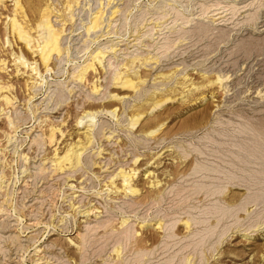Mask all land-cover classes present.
Segmentation results:
<instances>
[{"label":"rangeland","instance_id":"374dc122","mask_svg":"<svg viewBox=\"0 0 264 264\" xmlns=\"http://www.w3.org/2000/svg\"><path fill=\"white\" fill-rule=\"evenodd\" d=\"M20 1L33 27L46 6L55 8L56 23L68 30L67 42L62 41L68 51L53 60L48 86L31 92L13 53L30 61L39 57L7 31L12 3L0 7V62L7 65L5 70L0 65V81L14 84L9 95L16 97L9 107L0 99V264H36L43 256L45 264H264V184L253 156L264 155L257 148H264V0ZM68 1L74 3V22ZM97 13L105 17L102 29L87 31ZM110 46L120 53L109 52ZM103 47L110 54L105 67L98 64V73L89 72L87 81L75 80L74 70ZM115 68L143 82L120 90L113 81ZM92 81L100 84L99 93L90 90ZM29 92L38 93L31 103ZM112 94L124 95V101ZM116 107L119 122L98 114L99 126L114 130L112 140L97 136V150L72 179L65 172L54 176L50 156L77 139V119L86 110ZM137 115L142 119L130 127ZM51 124L67 131L64 138L58 134V145L47 141ZM99 147L103 152L97 155ZM120 167L137 170L132 182L139 194L111 186ZM147 170L155 172L152 180ZM120 179H114L118 187ZM249 196L261 199L256 203ZM89 207L97 212L88 215Z\"/></svg>","mask_w":264,"mask_h":264},{"label":"bare ground","instance_id":"6f19581e","mask_svg":"<svg viewBox=\"0 0 264 264\" xmlns=\"http://www.w3.org/2000/svg\"><path fill=\"white\" fill-rule=\"evenodd\" d=\"M8 1H10L12 4H10V5H12V7H13V9H12V14L11 15H6V18H7V23H6V29H7V31L9 32V33H12V35L14 34L15 36H17L16 38L17 39H19V41L20 42H22L24 45H25V47L31 52V53H33L34 54V56L35 57H39L38 59L36 58V59H32V61H30V60H28V58L27 57H24V55L23 54H20L19 56H17V54L14 52L13 53V55H14V57H15V64H17L16 66L18 67H16L17 68V71H18V73H20V74H22V75H24V76H26L27 77V79H26V84H27V86L26 87H28L29 86V89L31 88V92L34 90V89H36V91L39 89V88H43L45 85L46 86H48L46 83L48 82L47 81V74L49 73V74H51V72L53 71V66H52V62H53V60L55 59V58H59L60 57V59H61V57L64 55V53L66 52V50L67 49H65V46L62 44L63 42L62 41H64L63 39H67L68 37H67V35L65 34V27H63V26H65V22L66 21H64V23H62V24H64L63 26H61V25H59V24H57L56 22H57V20L56 19H54V17H59V16H57L56 14H54V11H55V8H51L50 7V5L49 6H46V8L43 10V12H42V15H41V19H40V21L37 23V25H36V27H33V26H31L32 24L31 23H29V21H28V19H27V14H26V12H25V9H24V6L21 4V1L20 0H0V7H1V9L3 8H6L7 7V5H6V3L8 2ZM53 1V0H52ZM79 0H74V3L76 2H78ZM173 1H175V0H173ZM41 2V1H40ZM54 2V1H53ZM53 2H51V3H53ZM69 2V1H68ZM71 2H72V0H71ZM46 3V2H45ZM70 3V2H69ZM74 3L73 4H68V8L67 9H69L68 11H69V16L71 15V18H72V9H73V5H74ZM175 3V2H174ZM47 4H49V3H47ZM54 4V3H53ZM67 4V2L65 3V5ZM102 4V3H101ZM176 5H177V3H175ZM64 5V6H65ZM77 5V4H76ZM80 5V4H79ZM78 5V6H79ZM53 6V5H52ZM78 6H76V7H78ZM174 6V5H173ZM60 7V6H59ZM63 7V6H62ZM172 7V6H171ZM43 8V7H42ZM108 8V7H107ZM175 8V7H174ZM174 8H172V10L174 9ZM235 8V7H234ZM65 9H66V7H65ZM119 9V8H118ZM156 9V8H155ZM58 10H60V12H61V9H58ZM114 10V9H113ZM66 11V10H65ZM68 11H67V13H68ZM71 11V12H70ZM117 11V10H116ZM175 11V10H174ZM4 12V11H3ZM62 12H64L63 10H62ZM61 12V13H62ZM98 12V11H97ZM118 12V11H117ZM57 13V12H56ZM65 14V13H64ZM213 14V13H212ZM0 15H2V13L0 12ZM18 15H21V17H22V19L20 18L19 19V17H18ZM58 15H59V13H58ZM61 15V14H60ZM211 15V14H210ZM207 16V15H206ZM62 17V16H61ZM66 17V16H65ZM103 17V16H102ZM105 17H103V18H101V14L100 13H97V14H95L94 15V17H93V19H92V21H91V25L87 28V31H97V29H99V28H101V19H104ZM73 21L72 22H74V16H73ZM205 19H207V18H205ZM209 19V18H208ZM63 20V19H62ZM105 20V19H104ZM61 21V20H60ZM213 21H215V20H213ZM63 22V21H62ZM104 22V21H103ZM208 22V21H207ZM247 22V21H246ZM69 23V22H68ZM216 23V22H215ZM31 24V25H30ZM105 24H106V22H105ZM66 25H67V23H66ZM204 25V24H203ZM207 26V25H206ZM205 25H204V27H206ZM33 27V28H32ZM208 27V26H207ZM210 27V26H209ZM208 27V29L210 30V28ZM68 28V27H67ZM103 28H104V25H103ZM212 28V27H211ZM102 29V28H101ZM100 29V30H101ZM185 30V29H184ZM68 31V30H67ZM66 31V32H67ZM102 31V30H101ZM33 32H34V34L35 33H37V35L36 36H34L33 35ZM100 32V31H99ZM186 32V31H185ZM71 33H73V32H71ZM91 33V32H90ZM89 34V33H88ZM14 35H13V37H14ZM65 35H66V37H65ZM105 36V35H104ZM141 38H142V36H141ZM258 38V37H257ZM65 39V41H64V44H65V42H67V40ZM258 39H260V38H258ZM69 40V39H68ZM248 40V39H247ZM244 41V40H243ZM260 41V40H259ZM6 42H7V44L8 45H12V41L9 39V36L6 38ZM5 42V43H6ZM248 42H250V41H248ZM238 44V43H237ZM264 44V43H263ZM68 46H69V43H68ZM116 46V45H115ZM115 46H113V47H111V48H109V52H112V51H114V52H116V49H115ZM254 47H255V45H253ZM243 47V46H242ZM104 48V47H103ZM118 48H119V46H118ZM250 48V47H249ZM105 49V48H104ZM104 49H97V50H95V51H93L92 53H91V56H90V58L87 60V61H85L83 64H81V65H79L75 70H74V72L72 73L73 75V78L75 79V80H79V81H81V82H84V81H87V75L89 74V72H97V69H98V64L100 65V67L102 66V67H105V65L103 64V62H104V60H105V58H106V55L108 54L107 52L108 51H106V49L104 50ZM123 49V48H122ZM253 49V48H252ZM248 50V49H247ZM255 50V49H254ZM68 51V50H67ZM259 51V50H258ZM70 52V51H69ZM118 52L119 51H117L116 53L118 54ZM122 52V51H121ZM115 53V54H116ZM120 53V52H119ZM125 53V52H124ZM247 53V52H246ZM108 55H110V54H108ZM133 56H134V54H133ZM113 57V56H112ZM135 57H137L136 55H135ZM139 58V57H138ZM156 60H157V58L156 57H154ZM134 59V58H133ZM140 59V58H139ZM145 59V58H144ZM58 60V59H57ZM135 60H137V59H135ZM141 60V59H140ZM151 60H152V58H149V59H147V61L148 62H150L151 63ZM156 60H154V61H156ZM159 60V59H158ZM110 61H111V58L109 59V61H108V63H109V65H110ZM130 61H131V59H130ZM134 61V60H133ZM138 61V60H137ZM137 61H135V62H137ZM147 61H145L146 63H148ZM153 61V62H154ZM160 61V60H159ZM158 61V62H159ZM141 62V61H140ZM140 62L137 64V65H139V67H140ZM152 62V63H153ZM157 62V61H156ZM2 63L3 64H5L6 62H4V60L2 61ZM2 63L0 62V65H1V67L3 66L2 65ZM129 63V62H128ZM124 64V65H128L127 67H129V64ZM132 63H134V62H132ZM132 63H130L131 65H134V64H132ZM142 63V62H141ZM154 64V63H153ZM122 65V64H121ZM144 65V64H143ZM145 65H147V64H145ZM150 65H152V64H150ZM158 65V64H157ZM6 67H7V65H5ZM5 66H3L2 67V69H4L5 70ZM113 66V65H112ZM142 66V65H141ZM149 66V65H148ZM152 66H154V65H152ZM101 67V68H102ZM107 67V66H106ZM115 67V66H114ZM121 67V66H120ZM138 67V68H139ZM146 67V66H145ZM109 68V67H108ZM107 68V69H108ZM132 68V66H130V69ZM137 68V67H136ZM151 68H153V67H151ZM21 69H25L23 72L21 71ZM55 69V68H54ZM104 69V68H103ZM116 70L114 71V73H113V81H114V83H115V85L117 86V88H119L120 90H126V89H128V88H137V86H138V84L139 83H142L143 81H141V80H139L140 82L138 83L137 81H136V79L134 78H132V77H130V74L128 73V71L127 70H125V71H122V70H120V68H115ZM123 69V68H122ZM139 70V69H138ZM8 71V70H7ZM108 71H110V70H108ZM131 71V70H130ZM54 72V71H53ZM98 73V72H97ZM100 73V72H99ZM134 73V72H133ZM133 73H131V74H133ZM137 73V72H136ZM160 73V72H159ZM201 73H204V72H201ZM96 74V73H95ZM161 74H163V73H161ZM178 74V73H177ZM16 75V74H15ZM19 75V74H18ZM98 75V74H97ZM108 75V74H107ZM134 75H136V74H133V76ZM139 75V74H138ZM186 75V74H185ZM207 75V74H206ZM23 76V77H24ZM137 76V75H136ZM162 77V76H161ZM164 77V76H163ZM181 77H182V75H181ZM184 77V76H183ZM182 77V78H183ZM9 78V77H8ZM99 78V77H98ZM186 77H184V79H185ZM138 79V78H137ZM142 79V78H141ZM163 79V78H162ZM189 78H187V80H188ZM165 80V79H164ZM178 80V79H177ZM182 80V79H181ZM187 80H186V82L185 83H188L187 82ZM193 80V79H192ZM216 80H220V82L222 81V78H221V76H218V78L216 79ZM97 81V80H96ZM159 81V80H158ZM176 81V80H175ZM182 81H184V80H182ZM182 81H180V82H182ZM191 81V80H190ZM189 81V82H190ZM223 81H225V80H223ZM108 80H107V84H108ZM160 82V81H159ZM178 82H179V80H178ZM218 82V81H217ZM92 83V89L90 88V90H93V92H97V93H99V91H100V87H99V85L96 83V82H91ZM110 83V82H109ZM169 83V82H168ZM173 83H175V82H173ZM191 83V82H190ZM209 83V82H208ZM223 83V82H222ZM48 84H49V82H48ZM164 84V83H163ZM166 84V83H165ZM184 84V83H183ZM192 84V83H191ZM213 84V83H212ZM13 85L14 84H9V83H3V81H0V99H2L5 103V105L6 106H13L14 105V98H16L15 96L14 97H12V96H10L9 95V92L11 91V89L13 88ZM114 85V86H115ZM146 85V84H145ZM156 85V84H155ZM171 85V84H170ZM195 85V84H194ZM209 85V84H208ZM210 85H211V83H210ZM108 86V85H107ZM159 86V85H158ZM173 86V85H172ZM171 86V87H172ZM177 86V85H176ZM182 86V85H181ZM186 86V85H185ZM201 86V85H200ZM203 86V85H202ZM206 86V85H205ZM104 87V86H103ZM109 87V86H108ZM170 87V86H169ZM220 87H222L221 85H220ZM15 88V87H14ZM107 88V87H106ZM140 88V87H139ZM159 88V87H158ZM157 88V89H158ZM161 88V87H160ZM159 88V89H160ZM191 88V87H190ZM225 88V87H224ZM28 89V90H29ZM33 89V90H32ZM45 90V93L42 95V96H44L45 95V98H47L48 99V94L46 95V89L47 88H44ZM102 89V88H101ZM108 89V88H107ZM156 89V88H155ZM157 89H156V92H158L157 91ZM197 89H198V87H197ZM200 89V88H199ZM165 90V89H164ZM180 90H182V89H180ZM180 90H179V93H181L180 92ZM184 90V89H183ZM186 90V89H185ZM50 91V90H49ZM54 91V90H53ZM138 91V90H137ZM140 91V90H139ZM138 91V92H139ZM163 91V90H162ZM189 91V90H188ZM8 92V93H7ZM144 92V91H143ZM151 92H152V90H151ZM155 92V93H156ZM160 92H161V90H160ZM172 92V91H171ZM185 92V91H184ZM35 94L33 95V96H31L30 94V92H29V95H30V99L28 100V102L29 103H31L32 102V100H34V98H35V96H37V94L38 93H36V92H34ZM52 93V92H51ZM50 93V94H51ZM72 93V92H71ZM102 93V92H101ZM135 93H136V91H135ZM141 94V97L143 96L142 95V91L140 92ZM145 93H147V91L145 92ZM11 94V93H10ZM49 94V95H50ZM89 94V93H88ZM186 94H187V92H186ZM12 95H14L13 93H12ZM61 95V94H60ZM126 95V94H125ZM139 94H137L135 97H137ZM148 95H150L149 93L146 95V96H148ZM69 96V95H68ZM78 96V95H77ZM91 96V95H90ZM39 97V96H38ZM111 97L112 98H115V99H117V100H123L124 98H125V96L124 95H121V96H119L118 94H112L111 95ZM141 97H140V99H141ZM41 98V97H40ZM45 98H42L41 100H44ZM59 98V97H58ZM61 98V97H60ZM64 98V97H63ZM88 98V97H87ZM128 98V97H127ZM144 98V97H143ZM147 99H148V97H147ZM46 100V99H45ZM145 100H146V98H145ZM124 101V100H123ZM137 102H138V99H137ZM144 102V101H143ZM146 102V101H145ZM168 102V101H167ZM46 103V102H45ZM166 103V102H165ZM44 104V103H43ZM160 105V104H159ZM159 105H157V106H159ZM139 106V105H138ZM157 106H155V107H157ZM81 107V106H80ZM135 108V107H134ZM132 109V108H131ZM153 109V108H152ZM3 110V109H2ZM117 107L116 108H114V109H107V110H97V111H87L86 110V112L83 114V116L82 117H79L78 119H77V121H76V125H77V128L79 129V130H77L76 129V131L75 132H77V134L75 135L76 137H77V139H75V141H73V142H70V143H68L67 142V145H64V144H66V143H64V144H62V146H66L65 147V149H64V152H62V153H60L59 151H60V149H58V146L54 149V155L53 156H50V157H53L52 159H51V162H52V168L54 169L53 170V175L55 176V174L54 173H57V172H65V173H69L68 175V177L70 178L71 176V173H74L75 172V174H76V171H81V169L86 165V163H87V161H88V159H90L89 158V152H91V150H93L94 149V151H95V149L96 148H94L95 147V144H96V139H97V136H106V138H108V140H110L111 138L110 137H112V134H113V131H109V132H105V131H107V129L105 130V128H103V127H101V125L99 126V124H98V114L100 113H103V112H105L106 114H110L112 117H116V116H118L117 115ZM154 110V109H153ZM157 110V109H156ZM263 110V109H262ZM260 111V110H259ZM13 112V111H12ZM30 112V111H29ZM6 113V112H5ZM8 113H9V111H8ZM104 114V113H103ZM70 115V114H69ZM125 115V114H124ZM12 116V115H11ZM143 116V115H142ZM141 117V115H137V117L135 118H131V123H130V127H135L136 125H137V123H138V121L139 120H141L142 118H140ZM7 118V117H6ZM117 118V117H116ZM119 118V117H118ZM117 118V119H118ZM116 119V120H117ZM7 120H9V119H7ZM49 120V119H48ZM112 120V119H111ZM118 122H119V119L117 120ZM11 122V121H10ZM10 122H9V124H10ZM120 122H122V121H120ZM11 124H12V127H13V122H11ZM50 124V123H49ZM55 124V123H54ZM54 124H51L50 125V129H49V135H48V143L49 144H55V145H58V143H59V137H58V134H60V137L62 138L64 135H65V132H67V131H63V129L60 127V126H58V125H54ZM122 124V123H121ZM129 124V123H128ZM125 125V124H124ZM102 126H104V125H102ZM120 126V125H119ZM262 127V126H261ZM48 128V127H47ZM47 128H45V130L47 129ZM107 128V127H106ZM264 128V127H263ZM81 129H82V131H81ZM134 129V128H133ZM254 129V128H253ZM12 130V129H11ZM41 130V129H40ZM44 130V129H43ZM44 130V131H45ZM255 130V129H254ZM253 130V131H254ZM263 130V129H262ZM261 130V131H262ZM256 131H257V129H256ZM260 131V130H259ZM43 132V131H42ZM74 132V131H73ZM72 132V133H73ZM153 132H156V130L155 131H151V133L150 134H152ZM40 133V132H39ZM46 133V132H45ZM260 133V132H259ZM258 133V134H259ZM263 133V132H262ZM261 133V135H264V134H262ZM69 134V133H68ZM45 135V134H44ZM43 135V136H44ZM133 135H135V134H133ZM260 135V136H261ZM42 136V137H43ZM74 135H72V137H73ZM65 137V136H64ZM63 137V138H64ZM72 137H71V139H72ZM129 137V136H128ZM261 137H263L264 138V136H261ZM260 137V138H261ZM60 138V139H61ZM135 138V137H134ZM140 138V137H139ZM139 138H137V139H139ZM67 139V138H66ZM65 139V140H66ZM157 139V138H156ZM15 140V139H14ZM62 140V139H61ZM74 140V139H73ZM112 140V139H111ZM261 140H263V139H261ZM33 141H35V139L33 140ZM119 141V140H118ZM65 142V141H64ZM30 143V142H29ZM256 143V142H255ZM258 143H259V141H258ZM257 144V143H256ZM107 145V144H106ZM120 145V144H119ZM53 146V145H52ZM61 146V147H62ZM121 146V145H120ZM251 146H253V145H251ZM251 146H249L250 148H251V152H253L252 151V147ZM256 145H254L253 147H255ZM258 146H259V144H258ZM59 147H60V145H59ZM96 147H97V145H96ZM100 148V149H99ZM98 149V151L96 152L97 153V155H100V154H102V152H103V147H99ZM102 148V149H101ZM257 148H259L258 150H260V149H264V148H262V146L261 147H257ZM114 149V148H113ZM118 149V148H117ZM165 149V148H164ZM97 150V149H96ZM170 150V149H169ZM248 150H249V148H248ZM246 152V151H245ZM248 152V151H247ZM257 152V151H256ZM259 152V151H258ZM257 152V153H258ZM92 153H94V152H92ZM260 153V152H259ZM250 154V153H249ZM255 154V153H254ZM261 154V153H260ZM91 155V154H90ZM160 155V154H159ZM158 155V156H159ZM253 155V154H252ZM259 155V154H258ZM23 156V155H22ZM253 156H255V162H257V161H259V162H257L258 163V165L261 167V168H259L258 170L257 169H254L255 170V172L258 174V175H260L261 177V183L262 184H264L263 183V181H264V155L263 156H260L259 155V157H256L257 155H253ZM28 157V156H27ZM91 157V156H90ZM114 157V156H113ZM140 157V156H139ZM157 157V156H156ZM179 157V156H178ZM23 158H24V156H23ZM49 158V157H48ZM171 158V157H170ZM25 159V158H24ZM105 159V158H104ZM138 159V157L136 158V160ZM27 160V159H26ZM45 160H47V159H45ZM135 160V159H134ZM135 160V161H136ZM43 161H44V159H43ZM90 161V160H89ZM121 161V160H120ZM138 161V160H137ZM136 161V162H137ZM48 162H49V160H48ZM99 162V161H98ZM254 161H253V163H255ZM90 164V163H89ZM256 164V163H255ZM102 165V164H101ZM257 165V166H258ZM104 166H105V164H104ZM107 166V165H106ZM105 166V167H106ZM121 166V165H120ZM150 166H151V164H150ZM154 166H155V164H154ZM99 167V166H98ZM104 167V168H105ZM158 167V166H157ZM49 168H50V166H49ZM51 168V169H52ZM85 168V167H84ZM108 169V168H107ZM103 170H105V169H103ZM128 170V169H127ZM125 168H119V170L117 171V169H116V173H114L113 175L112 174H109V175H112L110 178H111V186H113V187H115L116 188V190H117V188H118V192L119 193H121L120 191L123 189L124 191H129L128 192V194L129 193H137V194H139L138 193V189H137V187L135 186L136 184H135V182L133 183L132 182V180L134 179V176L135 175H137V173H136V171L137 170H134L132 173H131V171H127ZM132 170V169H131ZM24 171V170H23ZM22 171V172H23ZM85 171V170H84ZM100 171H102V170H100ZM107 171V170H106ZM104 172V171H103ZM111 172V171H110ZM109 172V173H110ZM114 172V171H113ZM140 172V171H139ZM160 172V171H159ZM78 173V172H77ZM75 174H73V176L75 175ZM145 174V173H144ZM57 175V174H56ZM146 178H149V179H151L152 180V178H150V177H152V176H154L155 175V172H152L151 170H147L146 171ZM222 176V175H221ZM1 177H3V175H1L0 176V178ZM75 177V176H74ZM99 177V176H98ZM116 177H120L121 179H122V184H121V186H120V184H118L120 187H118L117 185H116V182H115V180L114 179H116ZM102 178V177H101ZM100 178V179H101ZM135 178H137V176H135ZM70 179H72V177L70 178ZM120 179V180H121ZM3 180V179H2ZM83 180V179H82ZM81 180V181H82ZM135 180V179H134ZM157 180V179H156ZM18 181V180H17ZM54 181V180H53ZM68 181V180H67ZM78 181V180H77ZM4 182V181H3ZM152 182V184H150ZM149 184L150 185H152L153 186V188L154 187H156V186H158V185H156L155 186V183H154V181H151ZM120 183V182H119ZM133 183V184H132ZM25 183H23V185H24ZM67 184V183H66ZM71 184H73V183H71ZM148 184V185H149ZM157 184H159V183H157ZM161 184V183H160ZM6 185V184H5ZM22 185V186H23ZM30 185V184H29ZM70 185V184H69ZM101 185V184H100ZM105 185V184H104ZM109 185V184H108ZM149 185V186H150ZM70 187H74V186H71L70 185ZM81 187V186H80ZM164 187V186H163ZM1 188H3V186H2V183H1V186H0V189ZM10 188V187H9ZM119 188H120V191H119ZM122 188V189H121ZM64 189V188H63ZM111 189V188H110ZM168 189V188H167ZM218 189V188H217ZM103 190V189H102ZM122 190V191H123ZM151 190V189H150ZM158 190H160V189H158ZM63 191V190H62ZM86 191V190H85ZM92 191H94V190H92ZM115 191V190H114ZM137 191V192H136ZM167 191V190H166ZM218 191H220L219 189H218ZM97 192V191H96ZM100 192V191H99ZM212 192V191H211ZM216 192V191H215ZM220 192H222V191H220ZM264 192V191H263ZM262 192V194H264ZM88 193V192H87ZM159 193V192H158ZM219 193V192H218ZM43 194V193H42ZM108 194V193H107ZM125 195H128V194H126V192L124 193ZM123 194V195H124ZM224 194V193H223ZM257 194V193H256ZM255 194V195H256ZM117 195V194H116ZM43 196V195H42ZM129 196V195H128ZM134 196V195H133ZM156 196H157V194H156ZM155 196V197H156ZM259 196V194L257 195V197ZM263 197H264V195H262ZM108 197V196H107ZM160 197V196H159ZM250 197V199L252 200V202H256L257 200L259 201V199H261V198H258L257 199V197L255 196V197H252V196H249ZM261 197V196H260ZM167 198V197H166ZM166 198H165V200H166ZM169 198V197H168ZM247 199V198H246ZM249 199V198H248ZM147 200V199H146ZM153 200V199H152ZM168 200V199H167ZM251 200H249V203H250V201ZM4 201V200H3ZM2 201V202H3ZM72 202V201H71ZM131 202V201H130ZM251 202V203H252ZM133 203V202H132ZM247 203H248V201H247ZM256 203H258V202H256ZM106 204V203H105ZM94 205V204H93ZM4 206V202H3V205H2V207ZM6 206V205H5ZM156 206H158V205H156ZM1 207V206H0ZM76 207V206H75ZM244 207H246V206H244ZM161 208V207H160ZM242 208V207H241ZM4 209V208H3ZM140 209V208H139ZM155 209V208H154ZM159 209V208H158ZM244 210H246L247 211V208H243ZM1 210V209H0ZM8 210V209H7ZM96 209L95 208H88L85 212L86 213H88V215L90 214V215H92V213H96L97 211H95ZM5 211V210H4ZM15 211V210H14ZM102 211V210H101ZM8 212V211H7ZM99 212V211H98ZM2 213V212H1ZM85 213V214H86ZM101 214V213H100ZM87 215V216H88ZM102 215V214H101ZM128 215V214H127ZM97 216V215H96ZM134 216V215H133ZM18 217H20V216H18ZM91 217V216H90ZM102 217V216H101ZM195 217V216H194ZM88 218V217H87ZM95 218H98V217H95ZM22 219V218H21ZM94 220H96V219H94ZM102 220V219H101ZM127 218L126 219H123L122 221H121V223L123 224V226H125V224H127V223H129V221L127 222ZM162 220V219H161ZM189 220V219H188ZM89 221V220H88ZM98 221V220H97ZM100 221V220H99ZM98 221V222H99ZM95 222V221H94ZM166 223V222H165ZM172 223V222H171ZM186 223H187V221H186ZM188 223H190V220H189V222ZM152 224V223H151ZM158 225H157V229H161V231H162V229H164V227H163V225H162V223L161 222H159L158 221V223H157ZM164 224V223H163ZM261 224V223H260ZM92 225V224H91ZM120 225V224H119ZM167 225V224H166ZM186 225V224H185ZM121 226V225H120ZM141 226H143V225H141ZM168 226V225H167ZM85 227V226H84ZM169 227V226H168ZM187 227H191L190 225L188 226L187 225ZM186 227V228H187ZM86 228V227H85ZM95 228V227H94ZM258 228V227H257ZM260 228V227H259ZM92 229H93V227H92ZM155 229H156V226H155ZM189 229V228H188ZM87 230V229H86ZM190 230V229H189ZM263 230V229H262ZM160 231V232H161ZM165 231V230H164ZM167 231V230H166ZM169 231V230H168ZM158 232V231H157ZM260 232H261V230H260ZM77 233H79V232H77ZM80 233H83V232H80ZM138 233V232H137ZM170 233V232H169ZM174 233V232H173ZM68 234V233H67ZM163 234V233H162ZM80 235H82V234H80ZM79 235V236H80ZM160 235V234H159ZM169 235V234H168ZM84 236V235H83ZM135 236V235H134ZM165 236V235H164ZM133 237V236H132ZM76 238V237H75ZM82 238H84V237H82ZM81 238V239H82ZM165 238H166V236H165ZM69 239V241L70 242H72L73 241V239L70 237V238H68ZM189 239V238H188ZM160 240V239H159ZM37 241V240H36ZM40 241V240H39ZM75 241V240H74ZM84 241V240H83ZM155 241V240H154ZM77 242V241H76ZM151 242H153V241H151ZM158 242V241H157ZM75 243V242H74ZM84 243V242H83ZM72 244H73V242H72ZM78 244H80V243H76V245H78ZM155 244V243H154ZM74 245V244H73ZM75 245V246H76ZM88 245V244H87ZM35 246V245H34ZM79 246V245H78ZM77 246V247H78ZM121 246V245H120ZM76 247V248H77ZM80 247V246H79ZM117 247V246H116ZM42 249V248H41ZM40 249V250H41ZM51 249V248H50ZM79 249V248H78ZM81 249V248H80ZM47 250V249H46ZM114 250V249H113ZM120 251V250H119ZM36 252H41V251H39V249L37 250L36 249ZM42 252H44V251H42ZM114 252V251H113ZM48 254V253H47ZM83 254V253H82ZM118 254V253H117ZM150 254V253H149ZM50 255V254H49ZM39 256V255H38ZM118 256V255H117ZM62 257V256H61ZM140 257V256H139ZM38 258V257H37ZM46 257L45 256H43V257H40V258H38V259H36V261H35V263L36 264H45V263H47L48 262V260H45L44 261V259H45ZM35 259V258H34ZM114 259V258H113ZM115 259H116V257H115ZM76 260V259H75ZM74 261V260H73ZM107 261V260H106ZM104 262V261H103ZM77 263V262H76ZM190 263V262H189ZM188 263V264H189ZM64 264H65V262H64ZM66 264H68V263H66ZM75 264V263H74Z\"/></svg>","mask_w":264,"mask_h":264}]
</instances>
